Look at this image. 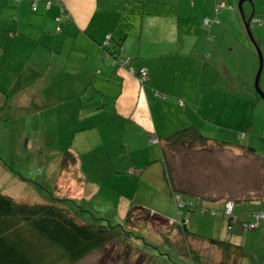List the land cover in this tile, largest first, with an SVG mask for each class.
I'll list each match as a JSON object with an SVG mask.
<instances>
[{
  "label": "crops",
  "instance_id": "0c3cea01",
  "mask_svg": "<svg viewBox=\"0 0 264 264\" xmlns=\"http://www.w3.org/2000/svg\"><path fill=\"white\" fill-rule=\"evenodd\" d=\"M111 1L59 0L47 10L39 1L31 11L29 0H0V123L19 131L17 142L19 137L24 139L23 151L11 156V162L5 160L6 151L0 152V178L8 175L11 182L8 188L0 186V191L21 201L17 204L29 206L23 209L26 219L11 225V238L24 250L38 251L42 259L50 249L44 235L38 234L42 205L62 206L66 210L58 213L93 228L115 224L106 220L104 211L90 206L100 202L111 204L114 212L125 214L133 205L163 219L176 218L172 191L200 196L195 198V205L202 207V197L218 198L219 205L231 199L237 221L254 210L264 212L261 204L245 202L247 195L258 197L254 201L264 199V184L252 181L241 188L236 174L248 170L246 164L253 159L251 162L256 161L261 168L264 182V152L256 149L257 142L264 141V99L250 95L241 75L232 73L231 58L238 61L235 52L226 58L219 48L225 44L232 50V43L239 45L242 38L232 7H219L218 1L222 6L223 0H209L211 7L186 10L169 0H149L156 8L146 9L143 19V9L132 0L133 7L116 6ZM204 19L210 20L209 25L202 24ZM106 35L111 45L121 46L118 57L127 58L132 68L114 69L111 58L105 57L100 47ZM138 67L147 69L142 86L131 72ZM228 77L240 79L238 95L232 81L228 88L217 86L220 78L228 81ZM155 91L163 93L164 98L156 97ZM228 93L231 96L227 97ZM215 100L228 103V109L213 122L223 126L229 136L218 131L211 136L216 141L208 142V150L217 154L218 166L221 163L233 169L228 175L231 182L223 174L217 175L223 184L226 182L222 192L216 182L214 187L219 190L212 191L213 187L204 186L206 189L197 179H178L170 161L171 172L166 173L161 159L172 146H178L167 144V137L174 131L186 126L202 130L198 112L201 109L211 116L209 109ZM176 116L178 122L174 121ZM5 129L0 128V133H8ZM240 131L245 141L239 143ZM150 135L157 142L149 143ZM47 144V151L38 150ZM248 146L253 151L246 150ZM10 147L13 150V145ZM197 150L207 152L205 145ZM64 151L75 157L68 168L60 164ZM230 157L232 162L228 163ZM50 159L54 161L51 164ZM123 178L130 189L125 188ZM31 179L41 181L43 187H34ZM47 182H52L54 193L46 187ZM233 185L236 191L227 196L226 187ZM22 194L24 199H16ZM185 210L180 217L187 219L188 228L196 229L200 221L194 214L202 210ZM15 217L21 216L16 213ZM58 224L67 225L64 221ZM259 226L252 229L254 235ZM202 248L207 252L217 250L207 243ZM99 252L73 264H81L91 255H96L95 264H99Z\"/></svg>",
  "mask_w": 264,
  "mask_h": 264
},
{
  "label": "rangeland",
  "instance_id": "374dc122",
  "mask_svg": "<svg viewBox=\"0 0 264 264\" xmlns=\"http://www.w3.org/2000/svg\"><path fill=\"white\" fill-rule=\"evenodd\" d=\"M131 0H112L110 3H114L116 6H123V7H133V5L130 2ZM134 4L137 7L142 8V14L143 19L146 17L145 12L148 8H156L155 4L152 3V1L149 0H132ZM226 5H232L231 13L235 16V19L237 21V25L239 26L240 34L242 38H239V45L235 42L232 43V50H229L228 46H225V44L222 45L221 52L223 55L228 58L233 52H235L237 62L232 60L230 61V69L232 73H237L241 75V80L244 83V86L249 87V94L252 96H256L258 99H260L259 95L255 92L253 88V77L254 73L256 71V67L258 64V57L256 55V51L254 46L252 45L251 41L249 40L248 36L246 35L243 27V21L241 14L237 8V2L238 0H223ZM169 2L173 3V6L177 4L178 7H186V10H191L188 7H194L195 10H198V7H211L213 3L211 4L209 0H169ZM194 2V4H192ZM193 5V6H192ZM115 6V7H116ZM241 10H242V16L246 18L251 19L249 24V31L255 41L257 42V45L260 49V53L262 55V69L259 76V87L261 91L264 94V0H250V1H243L241 3ZM252 16V17H251ZM142 19V16L140 17ZM241 24L242 27L241 28ZM232 34L233 31H230ZM226 35H228V32H226ZM236 36V35H235ZM22 52V51H21ZM23 53V52H22ZM224 57H221L223 59ZM234 59V58H233ZM249 76V77H248ZM222 79L220 78L218 80L219 85H217L220 88H228L229 87V81H232V84L234 85V88L237 89L235 91V94L238 95L239 92V78H227ZM249 80V82H248ZM248 82V83H247ZM247 84V85H246ZM232 85V86H233ZM226 86V87H224ZM248 93L244 91V96H246ZM231 96L230 94L227 95ZM262 99V98H261ZM220 106V107H219ZM228 109V104H225V101L221 104L220 101L216 103V100L213 102L212 108L209 109L211 116L207 115L206 113H203L201 109L198 112V120L199 124L202 125V130H199L201 134L205 135L207 138H212L211 136H215V134L218 133V131H221V133L224 134L225 137L229 136L227 131L223 128V126H218L216 122H213V119L216 117H219L223 114L224 110ZM201 115L205 118L202 119ZM207 119H210L211 121H207ZM174 121H179L178 116L174 118ZM208 122V123H205ZM188 125V124H187ZM8 125L0 123V128H6L5 133H0V144L2 147H0V152H5V160L7 159L9 162H11V156L20 154L23 151L24 147V139L22 137H19L18 142L21 144H18L16 141L17 135L19 134V131H15V129H11L7 127ZM176 130V129H174ZM22 136V135H21ZM239 143L241 141H245L244 139H238ZM17 142L16 148H14L15 143ZM54 144V142H52ZM57 144H60V141H58ZM13 145V150L10 146ZM205 145V144H204ZM43 150L38 149L39 151H47L50 147L48 144L46 145ZM59 146V145H57ZM200 144H194L192 147L187 146H172L170 149V153H168V161L172 163L173 170L175 175L178 179H180L182 176H186V179L193 182V179H197L198 182L203 183V187L207 186L208 188H212V191L219 190L216 187H214V182L218 183L220 187V191L222 192L223 189L226 186V182L223 184L222 181L219 179V176L217 175H224L226 178H228V181L231 182V178L228 175H232L233 169L229 167L223 166L221 163L220 165L214 164V159L216 158V153H211L210 146L206 144V151L197 150V147H200ZM199 149V148H198ZM257 152L261 151L264 152V141L260 140L257 142L256 145ZM194 150V152L192 151ZM205 150V149H203ZM208 151L210 153L207 156ZM7 156V157H6ZM180 158V160H179ZM205 158L207 159L206 162H204ZM262 158V157H261ZM231 161V157L228 160V163ZM253 161L251 159L246 166L248 167V170L242 169L241 172H236V174L240 177V183H242L241 188L247 187L250 185V182L256 181L259 182V185H263L264 182L261 180V168L259 167L258 163L256 161ZM53 160H49L48 163H53ZM232 162V161H231ZM264 165V163H263ZM224 168V169H223ZM5 170H7L5 168ZM226 174H225V173ZM49 174H47L48 176ZM218 177V178H217ZM0 186L7 187L10 182V177L7 176H1L0 178ZM34 183V187H43L41 184V181L39 182L37 179H31ZM27 182L26 180H24ZM124 186L125 188L130 189V183L126 182L125 178H123ZM19 183V180L16 181ZM235 183H238V180L234 179ZM36 185V186H35ZM201 185V184H200ZM238 185V184H236ZM11 186V182H10ZM46 187L50 192L54 193V187L52 182H47ZM207 187H204L208 189ZM236 186H228L227 189V196L231 194L233 191H236ZM8 188V187H7ZM110 190H115L112 188H109ZM245 189V188H244ZM2 190V189H0ZM56 190V189H55ZM238 190V189H237ZM139 191V188L136 189V192ZM3 193L2 191H0ZM57 192V191H56ZM242 193H245L246 191H239ZM183 195L185 193H182ZM188 196L187 194H185ZM184 195V196H185ZM192 199L195 200L196 197L200 196H192L190 195ZM248 200L245 202L249 203H255V204H261V206L264 209V199L259 201H254L252 196L247 195L246 196ZM202 202L204 205L208 207H212L217 210V214L215 216H209L207 214H199L195 212L194 215H196L199 218L200 226L196 227V229H192L193 227H189L190 231H195L197 234L204 236V237H212V238H218L225 241H229L232 244L240 246L241 254H240V262L239 264H264V230L260 229L264 225V223H261L259 226V232L254 235L253 230H245L239 226L237 222L233 223L230 230H227L226 228V219L222 216L220 211V205L217 203L218 198L209 199L208 197H202ZM232 198V197H230ZM16 199L22 200L24 199L23 194L19 195V197H16ZM257 200V199H256ZM21 202V201H16ZM92 203V202H91ZM239 203H242V201H239ZM85 207V204L83 205ZM92 208L99 209L100 211H104L106 216V220L109 222H120L123 217L124 213L122 211L116 210L113 211V208L111 207V204L108 203H98V204H92L90 205ZM254 207V206H252ZM186 208L183 207L181 209L182 214L186 212ZM152 210V209H151ZM155 212V211H154ZM244 216V215H243ZM242 216V217H243ZM101 221V220H100ZM132 222H133V229L140 228L143 230V233L145 236V239L147 240L148 237H155V239L160 242L163 233L167 232V226H169V223L166 221V219L159 218V216H156L152 213H148L144 209H134L132 213ZM168 237L172 239V237L176 236L174 231L168 232ZM263 233V234H262ZM147 242V241H146ZM129 246L124 247H117L108 245L104 250L100 251L98 253V256L100 258L99 264H155L156 262L152 259H149V255L144 252H138L135 251L132 247L134 246L135 242L130 240ZM133 243V244H132ZM189 248L193 249H200L198 252L201 255V260L206 264H233V260L231 259L227 263H225L224 260H222L221 256L219 255L220 252L217 250H210L207 252L205 249L202 248V246H206V242L203 240H188ZM155 249L158 248L161 250L162 246L157 245L155 243H152ZM95 256L91 255L87 258V260L81 264H95ZM105 256V258H102ZM175 256V255H174ZM172 257V256H171ZM183 264H199L196 261L191 263L190 258H184L181 261Z\"/></svg>",
  "mask_w": 264,
  "mask_h": 264
},
{
  "label": "trees",
  "instance_id": "16d2710c",
  "mask_svg": "<svg viewBox=\"0 0 264 264\" xmlns=\"http://www.w3.org/2000/svg\"><path fill=\"white\" fill-rule=\"evenodd\" d=\"M39 1H41L44 4L45 9L47 10L51 4L59 0H29L31 11H35ZM33 2H34V7H31V4ZM221 3L222 1H218L219 7H228V9L232 7V5H226L225 2L221 6L220 5ZM242 19H244V21L242 20L243 27H244V23H246V25L249 28L251 19L246 18L245 16ZM54 20L57 22L59 20V17L58 16L54 17ZM209 22L210 20L208 19L206 20V23L202 22V24L209 25ZM56 30H58V27H56ZM110 39H111L110 36L106 35L103 41L101 42L100 47L104 50L105 57L108 56L109 58H111V64L114 67V69L117 70L122 67L125 69L132 68L130 67V65H128L127 58H125L124 56L122 58L118 57L119 54H122L121 52L122 49H119L121 46H119L118 48V44L111 45ZM253 40L255 41L254 38ZM255 43L257 45L256 41ZM142 68L144 67H138L137 70L130 69L131 72L133 71V74L136 77V80L138 81L140 86H142L145 83L147 78V69L144 68L146 72L143 79L141 80L140 70ZM158 94H160L161 96L159 97ZM228 94L231 95V93ZM154 95L159 98H164L165 96L163 93L156 91ZM225 104L228 103L225 102ZM237 136L239 139H243L244 133L240 131L237 133ZM167 138H168L167 139L168 141L166 140L168 142L167 144L170 146L183 145L187 147H192L194 144H200L201 146H204V144L206 145L208 144V142L216 141L213 138H207L205 135L201 134L200 131L197 130V128H194L193 126H186L184 128L178 129L174 131L172 134H170ZM224 143H227V141H224ZM238 145H239L238 147H244L241 146L242 144L241 145L238 144ZM246 150L253 151V147L248 146L246 147ZM161 159L165 165L166 173L171 172L167 160L168 155H166V157L163 156ZM73 162H75V157L69 151H64L60 156V164L64 163L66 165V168L72 165ZM214 164L218 165L215 159H214ZM170 178L171 176L169 175L168 180ZM171 186H173V183H171ZM180 194L183 200L189 202L188 205L190 207L187 208L188 210H194L195 208H199L202 209L201 214L204 213L209 216H215L217 214L216 209L212 207H208L206 205H204L205 207H202L200 205L196 206L195 200L192 199L189 195L184 196L182 193ZM256 198H254L253 200H256ZM246 199L248 200V198ZM26 206L29 207L26 204H22V203L17 204V202L11 199V197L0 193V223H2V225H0V264H73L76 261L83 258L84 256L96 250L102 251L106 246L108 245L111 246V244L112 247L113 246L127 247L131 244L130 240L135 242L134 246L132 247L135 251L138 252L145 251L149 255V259L151 260L153 259L156 262L155 264H183L181 261L184 258H190L191 263L196 261L199 264H205L201 260V255L198 252L199 250H195L193 248L188 247L189 244L187 243L189 239L203 240L207 244L215 247L220 252V256L222 260H224L225 262L228 260L230 261L231 259L235 262L238 261V259H240V254H241L240 246L232 244L229 241H225L222 239L204 237L197 234L195 231L193 232L190 231L188 226L186 225L187 219L180 217L181 214L177 217L176 221L171 222L170 220L166 219V221L169 223V226H167L168 231L163 233L161 241L158 242L153 236L148 237L146 240L145 239L146 235H144L141 227L139 229L138 228L133 229L134 226L132 222V213L134 209H140V207H135L133 205H130L126 210L123 219L120 222L115 223L113 226L105 227L99 225L98 227L93 228L85 223H75L71 218L61 215L58 212L65 211L66 208L62 206H55L53 204L42 205L41 206L42 209H39V211H42V215L40 219L41 220L40 224L38 223L40 228L38 234L42 233L44 235V239L48 242V246L50 247L48 251L49 255L44 257L45 259H42L43 256L39 254L38 251H36L35 249L33 251L24 250V247H21L20 243L17 244L11 238L13 235L11 225H15L17 222L26 219V217H24L23 215V209ZM49 207H51V209H48ZM220 207L221 209L219 213H221L222 216L227 219L226 228L227 230H230L232 223L230 221V218L233 217L235 218V215L233 214L232 211L230 215H226L223 212L222 203L220 204ZM144 210L150 213L147 209ZM252 212H249L247 214L246 219L240 221L236 220V222L240 225L241 228L249 231L252 230V229H247L245 226H242L240 224L251 221L252 217L250 216V214ZM16 213H19L21 217H15ZM154 215L159 216V218H162L160 217V215L157 214ZM63 221L66 222L67 225H62V224L56 225V223ZM50 227H52L51 232H49ZM90 229L92 230L91 233L88 231ZM171 231H174L176 235L172 237V239L168 237L169 234L168 232ZM152 243L162 246L161 250L156 248L154 252L153 251L154 247L153 245H151Z\"/></svg>",
  "mask_w": 264,
  "mask_h": 264
},
{
  "label": "built area",
  "instance_id": "2783aa9c",
  "mask_svg": "<svg viewBox=\"0 0 264 264\" xmlns=\"http://www.w3.org/2000/svg\"><path fill=\"white\" fill-rule=\"evenodd\" d=\"M31 7H34V2L31 4ZM203 23H206V20L203 21ZM145 69L142 68L140 70V74H141V80L143 79L144 75H145ZM139 80V81H141ZM158 96L160 97L161 95L158 94ZM178 103L181 104L182 101L179 99L178 100ZM149 142H156V138L155 136L153 135H150L149 137ZM172 200H173V203L174 205L179 208V207H182V206H187V207H190L188 204L189 202L183 200L181 198V195L178 194V193H173L172 194ZM232 206H233V202L231 200H226L223 202V212L226 214V215H230L231 214V211H232ZM202 210V209H201ZM250 216L252 217L251 221L249 222H246V223H240L242 226H245L247 229H255L259 222L264 218V212L263 211H254L250 214ZM172 221V220H170ZM230 221L233 222L234 221V217L233 218H230Z\"/></svg>",
  "mask_w": 264,
  "mask_h": 264
},
{
  "label": "water",
  "instance_id": "95a60500",
  "mask_svg": "<svg viewBox=\"0 0 264 264\" xmlns=\"http://www.w3.org/2000/svg\"><path fill=\"white\" fill-rule=\"evenodd\" d=\"M243 1H245V0H238V2H237V8H238L242 18H243V16H242V10H241V3ZM246 1H250V0H246ZM242 20L244 21V19H242ZM244 28L246 31V35L251 40V42L255 48L256 55L258 57V64H257L256 71H255L254 77H253V88H254L255 92L259 95V97L264 99V94L259 87V76H260L261 69H262V55L260 53L259 47L256 45L255 41L253 40L252 35H251L246 23H244Z\"/></svg>",
  "mask_w": 264,
  "mask_h": 264
},
{
  "label": "clouds",
  "instance_id": "9594fccd",
  "mask_svg": "<svg viewBox=\"0 0 264 264\" xmlns=\"http://www.w3.org/2000/svg\"><path fill=\"white\" fill-rule=\"evenodd\" d=\"M206 20H207V19H206ZM180 100H181V99H180ZM181 101H182V100H181ZM155 138H156V137H155ZM148 141H149V140H148ZM156 142H157V138H156ZM149 143H152V142H149ZM153 143H154V142H153ZM173 193H178V194H180L181 192H179V191L171 192V197H172V194H173ZM180 195H181V194H180ZM227 200H231V199H227ZM225 201H226V200H225ZM231 201H232V200H231ZM223 202H224V201H223ZM223 202H222V204H223ZM232 202H233V201H232ZM174 206H175V205H174ZM183 207L188 208L187 206H182V207H179V208H177V207L175 206V208H176V212H177V217L181 214V208H183ZM177 217H176V218H173V219H168V220L176 221ZM263 219H264V218H263ZM263 219H262V220H263ZM262 220H261V221H262ZM172 221H171V222H172ZM261 221H260V222H261ZM235 222H236V219L234 218V221L231 223V226H232V224L235 223ZM260 222H259V224H260ZM259 224H258V226H259ZM258 226H257V227H258ZM257 227H256V228H257Z\"/></svg>",
  "mask_w": 264,
  "mask_h": 264
}]
</instances>
